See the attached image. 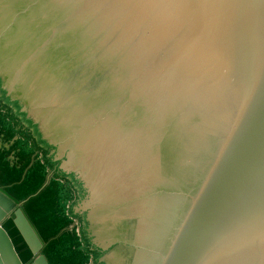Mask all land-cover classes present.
<instances>
[{"label": "water", "instance_id": "water-1", "mask_svg": "<svg viewBox=\"0 0 264 264\" xmlns=\"http://www.w3.org/2000/svg\"><path fill=\"white\" fill-rule=\"evenodd\" d=\"M0 174V264H264V0H0Z\"/></svg>", "mask_w": 264, "mask_h": 264}, {"label": "trees", "instance_id": "trees-1", "mask_svg": "<svg viewBox=\"0 0 264 264\" xmlns=\"http://www.w3.org/2000/svg\"><path fill=\"white\" fill-rule=\"evenodd\" d=\"M15 104H16V102H15ZM18 159H19V160H22V157L20 156V157H18ZM1 166H3L4 169H8L4 164H2ZM14 169H18V168H14ZM18 171H21V170L18 169ZM2 178H3V177H2L1 174H0V184H2V185H8V186H11V184H12L14 181H16V180H6L7 182H10V181H11V182H10L11 184H7ZM77 183H79V182H77ZM78 185H79V184H78ZM21 186H22V185H20L19 187H21ZM79 186L81 187V185H79ZM19 187H18V188H19ZM13 189H15V188L13 187ZM13 189L9 190V192H10L12 195H14V194L12 193V190H13ZM81 190H82V191H81V192H82L81 197H84V191H83L82 188H81ZM15 196H16V195H15ZM17 198H19V197H17ZM54 203H56V204H55V207H54V210H55V212L57 213L58 209H59V208L61 209L62 204H63L64 202H63L62 200H60V198L58 197V198H55V199H54ZM30 205H31V204H29V205L25 208L26 213H27V216L29 217L30 221H31L32 224L35 226V228H36L37 231L39 232L40 236L42 237L43 241L45 242V251H44V253H45L46 257L49 258V252H52L55 243H57V239L54 237L55 234L46 235L43 231L40 230L38 224L35 222V220H34L33 217L31 216L30 212L28 211V208H29ZM36 211L38 212V210H35V212H36ZM59 214H60V213H59ZM53 241H54V242H53ZM49 261H50V259H49ZM50 263H51V261H50ZM51 264H52V263H51Z\"/></svg>", "mask_w": 264, "mask_h": 264}, {"label": "flooded vegetation", "instance_id": "flooded-vegetation-1", "mask_svg": "<svg viewBox=\"0 0 264 264\" xmlns=\"http://www.w3.org/2000/svg\"><path fill=\"white\" fill-rule=\"evenodd\" d=\"M10 98V97H9ZM10 100V99H9ZM11 101V100H10Z\"/></svg>", "mask_w": 264, "mask_h": 264}, {"label": "rangeland", "instance_id": "rangeland-1", "mask_svg": "<svg viewBox=\"0 0 264 264\" xmlns=\"http://www.w3.org/2000/svg\"><path fill=\"white\" fill-rule=\"evenodd\" d=\"M43 253V252H42Z\"/></svg>", "mask_w": 264, "mask_h": 264}]
</instances>
